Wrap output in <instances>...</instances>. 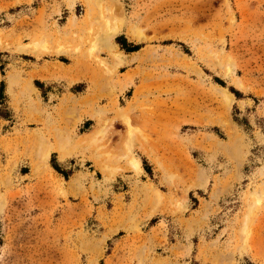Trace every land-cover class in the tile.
I'll return each mask as SVG.
<instances>
[{"label": "rangeland", "instance_id": "rangeland-1", "mask_svg": "<svg viewBox=\"0 0 264 264\" xmlns=\"http://www.w3.org/2000/svg\"><path fill=\"white\" fill-rule=\"evenodd\" d=\"M2 81L0 264H264V0H0Z\"/></svg>", "mask_w": 264, "mask_h": 264}, {"label": "trees", "instance_id": "trees-1", "mask_svg": "<svg viewBox=\"0 0 264 264\" xmlns=\"http://www.w3.org/2000/svg\"><path fill=\"white\" fill-rule=\"evenodd\" d=\"M117 42L120 45V47L127 53H132V52H137L141 49V45H134L132 43H128L125 39L119 37L117 38ZM2 71V75L4 76V66H1ZM35 84L38 88H40V90H42L43 92H45V89L43 87V83H41L40 81H35ZM221 85H224V83H222L220 81ZM234 93L236 94L237 98L238 94L237 92L234 91ZM6 101V96H5V82L2 81L1 86H0V120H4V121H12V111L9 108V106L7 105ZM240 114V113H239ZM235 120L237 121V123L241 126H245L247 129H251L250 126V122L247 119H239L238 117H235ZM260 128L262 129L263 133H264V119L261 120L260 122ZM53 168L59 173L61 174L63 177H65L66 179H69V177L71 176L72 172L71 171H67V170H63L61 169V167L54 163L53 160ZM147 172L151 171L148 169V167H145Z\"/></svg>", "mask_w": 264, "mask_h": 264}, {"label": "bare ground", "instance_id": "bare-ground-1", "mask_svg": "<svg viewBox=\"0 0 264 264\" xmlns=\"http://www.w3.org/2000/svg\"><path fill=\"white\" fill-rule=\"evenodd\" d=\"M37 47H38V46H37ZM132 165H133V167H134L137 171H139V172L142 171L141 164H140V162H139L138 160H134V161L132 162Z\"/></svg>", "mask_w": 264, "mask_h": 264}]
</instances>
